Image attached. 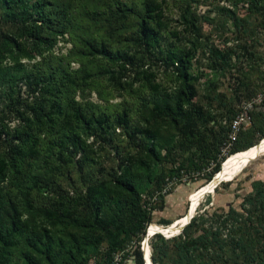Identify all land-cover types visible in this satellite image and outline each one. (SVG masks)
<instances>
[{"label": "trees", "instance_id": "obj_1", "mask_svg": "<svg viewBox=\"0 0 264 264\" xmlns=\"http://www.w3.org/2000/svg\"><path fill=\"white\" fill-rule=\"evenodd\" d=\"M0 9L12 18L14 27L13 34L2 38L0 52L8 55L13 66L5 68L0 62V89L7 85L8 90L2 93L11 92L17 80L33 85L32 100L23 106L25 109H15L19 126L12 132L6 131L10 140L0 152V264H10V257L18 247L23 264H88L102 247L97 264L103 260L112 264L114 255L124 251L127 257H133L135 264H144L141 246L152 213L163 210V200L171 193L162 194L166 184L213 162L204 178L203 185L208 184L221 171L227 157L264 139L261 134L257 142L246 141L237 146L244 129L230 154L218 158L228 125L243 100L230 99L234 108L230 115L215 121L217 131L212 123L198 127L200 117L192 104L197 95L195 79L189 72L194 50L170 43L164 60L159 61L172 68L175 91L162 89L152 72L141 70L139 75L142 87L157 97L151 103L149 115L163 119L175 130L177 147L189 154L187 162L174 166L167 176L151 172L146 180L127 167L110 182L89 184L79 201L38 206L33 195L51 185L62 165L86 151L88 138L107 133L112 117L117 124L128 126L124 109L113 116L83 102L85 89L91 83L112 79L115 76L112 68L124 69L128 59L103 42L80 38L83 57L91 64L102 62L93 71L80 68L69 72L50 66L46 72H25L17 57H29L26 47L38 57L50 51L71 24L67 7L48 0H0ZM115 10L121 18L134 13L122 4H117ZM137 17L138 40L144 49L160 46L168 36L177 38L175 31L167 30L163 8L155 0L145 1ZM181 20L184 29L199 32L188 10ZM78 92L81 100L75 99ZM132 132L147 137L145 151L158 160L155 133L149 127L143 130L135 127ZM145 181H152L147 188ZM153 193L160 198L158 206L146 200L145 196ZM172 223L164 222L167 226ZM58 225L63 226V238L56 237L53 231ZM149 247L152 264H264V181H253L238 207L204 209L179 234L170 238L154 234Z\"/></svg>", "mask_w": 264, "mask_h": 264}, {"label": "rangeland", "instance_id": "obj_2", "mask_svg": "<svg viewBox=\"0 0 264 264\" xmlns=\"http://www.w3.org/2000/svg\"><path fill=\"white\" fill-rule=\"evenodd\" d=\"M48 1L66 6L71 24L67 32L57 38L54 47L42 57L26 47L29 57H17L22 70L46 72L50 66H59L69 72L80 68L93 71L102 62L89 63L83 57L78 41L80 38H90L98 43L103 42L112 51L123 53L128 62L124 69L120 70L119 66L112 68L115 73L112 79L91 83L85 89L83 102L94 104L113 116L124 109L129 124L119 125L112 117L113 123L107 133H97L88 138L86 151L75 155L72 162L62 165L51 185L33 195L38 206L79 201L89 184L110 182L127 167L146 180L151 172H161L167 176L172 174L174 166L187 162L189 154L177 147L178 135L175 130L163 119L149 115L151 103L157 97L148 88L142 87L139 75L141 70L152 72L155 82L162 89L171 93L175 91L172 68L168 63L159 61L164 58L170 43H180L182 47L194 50L189 72L195 79L197 95L192 104L195 114L200 117L198 127L211 126L212 123L217 131L218 123L215 121L221 116L230 115L234 108L229 103L231 98L236 97L244 102L264 93V0H155L163 8L167 30L175 31L177 38L170 39L172 37L168 36L169 39H163L160 46H152L148 50L144 49L137 34V16L147 0ZM117 4L132 8L134 13L125 18L119 17L115 10ZM186 10L199 32L184 29L181 15ZM11 22L12 18L0 9V49L2 38L14 33ZM16 55L20 56L18 53ZM0 62L5 68L13 66L6 53L0 52ZM32 89L33 85L24 80H17L9 93H2V90H8L7 85L1 87L0 152L10 140L6 131L12 132L19 126L15 109L31 102ZM75 96L76 100L82 99L79 92ZM251 118V124L239 137L237 146L246 141L257 142L259 136L264 134V100L254 109ZM135 127L142 130L149 127L155 133L158 160L145 151L147 137L141 133L132 134ZM257 154V158L246 164L232 182H219L214 191L207 189L210 182L203 185L206 182L204 179L175 185L163 200V210L152 213L151 225L156 226L157 233L170 236L179 230L180 221L204 209L212 211L227 209L230 205L238 207L242 197L251 190V183L264 181V150ZM151 182L145 181V188ZM145 197L155 206L161 202L157 193ZM165 221L173 223L167 226ZM62 227L58 225L53 229L56 237L65 236ZM152 236L149 232V241ZM18 251L19 247L11 255L10 264H23ZM102 252L103 247L90 258L88 264H97ZM126 254L125 251L116 253L112 264H135L133 257ZM100 264H106V260Z\"/></svg>", "mask_w": 264, "mask_h": 264}, {"label": "built area", "instance_id": "obj_3", "mask_svg": "<svg viewBox=\"0 0 264 264\" xmlns=\"http://www.w3.org/2000/svg\"><path fill=\"white\" fill-rule=\"evenodd\" d=\"M263 100H264V93L257 95L248 101H244L239 105L235 116L228 125L226 139L219 148L218 158L226 157L230 154V152L235 146V143L238 140L239 134L244 129L250 126L252 119L251 118L252 112L258 105L262 104ZM213 166L214 163L212 162L207 167H204L201 170L190 172L188 174L186 173L182 175L179 179H173L169 181L164 187L162 194L166 192H170L173 189V187L178 183L195 182V181L203 180L205 176H207V174L210 173Z\"/></svg>", "mask_w": 264, "mask_h": 264}, {"label": "bare ground", "instance_id": "obj_4", "mask_svg": "<svg viewBox=\"0 0 264 264\" xmlns=\"http://www.w3.org/2000/svg\"><path fill=\"white\" fill-rule=\"evenodd\" d=\"M264 150V139L258 143L257 145H255L254 147L248 149V150H244L242 152H238V153H235L231 156H229L227 158V160L225 161V163L222 164V168H221V171L213 178V180L208 184V187L207 189H212L211 187L214 188L215 187H218V181H223L225 179H229V177H231L232 175H237L239 172H242V170L244 169H241L245 163V159L249 158V157H252L254 155H256L257 153H259L260 151ZM248 164V163H247ZM246 166V165H245ZM241 169V171H239ZM240 174V173H239ZM217 183V184H216ZM204 190H206L204 188ZM204 190L202 191V193L204 192ZM214 191V190H213ZM197 201V200H196ZM195 205V204H194ZM195 208V206H194ZM189 220V216L185 219V220H182L180 221V226L182 224H185L187 221ZM177 222V221H176ZM176 225V224H175ZM160 229V228H159ZM147 232H148V235H149V232L154 235L153 233H157L159 232L158 229L156 228L155 225H149L148 228H147ZM178 232V231H177ZM175 232V233H177ZM165 234V233H164ZM168 234V233H167ZM174 233H172L173 235ZM147 235V237H148ZM171 235V234H170ZM142 249H143V252H144V256H145V261H146V264H150V259H149V254L148 252L150 253V247H149V240L148 238L144 239L143 241V244H142Z\"/></svg>", "mask_w": 264, "mask_h": 264}, {"label": "water", "instance_id": "obj_5", "mask_svg": "<svg viewBox=\"0 0 264 264\" xmlns=\"http://www.w3.org/2000/svg\"><path fill=\"white\" fill-rule=\"evenodd\" d=\"M257 156H258V154H256V155H254V156H252V157H249V158H247V159H245V163H244V165H243V167L241 168V169H243V168H245V165L247 164V163H249V162H251L252 160H254L255 158H257ZM221 167H222V164H221ZM241 169L239 170V171H241ZM233 178H235V175H232L231 177H229V179H226V180H223V181H218V183L220 182V183H222V182H230ZM216 189V187L214 186V188H212V190H215ZM207 194H210V193H207ZM193 216H191L190 218H189V220H188V222H186L185 224H182L180 227H179V230H178V232L177 233H174L173 235L171 234L170 236H164V234H162V233H157V234H161L162 236H164L165 238H170V237H173V236H175V235H177V234H179L180 233V231L183 229V227L185 226V225H187L188 223H189V221H190V219L192 218ZM147 235H148V232H146L145 233V236L144 237H146V239H147ZM141 251H143V249H142V246H141ZM148 254H149V259H150V253L148 252ZM142 255H143V260H144V264H146V261H145V256H144V253L142 252ZM150 264H152L151 263V261H150Z\"/></svg>", "mask_w": 264, "mask_h": 264}]
</instances>
